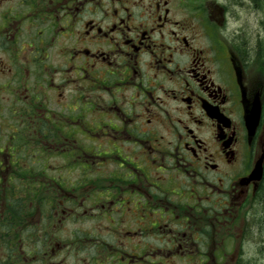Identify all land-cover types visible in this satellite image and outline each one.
I'll use <instances>...</instances> for the list:
<instances>
[{
  "label": "flooded vegetation",
  "instance_id": "flooded-vegetation-1",
  "mask_svg": "<svg viewBox=\"0 0 264 264\" xmlns=\"http://www.w3.org/2000/svg\"><path fill=\"white\" fill-rule=\"evenodd\" d=\"M238 5L0 0V264L264 261V42Z\"/></svg>",
  "mask_w": 264,
  "mask_h": 264
},
{
  "label": "rangeland",
  "instance_id": "rangeland-1",
  "mask_svg": "<svg viewBox=\"0 0 264 264\" xmlns=\"http://www.w3.org/2000/svg\"><path fill=\"white\" fill-rule=\"evenodd\" d=\"M259 1L260 7H256L252 0H242L241 6L234 7L237 17L233 18L232 27L245 20L244 26L247 28V25H249L250 30L254 32L252 40H262L264 42V0ZM261 264H264V261Z\"/></svg>",
  "mask_w": 264,
  "mask_h": 264
},
{
  "label": "water",
  "instance_id": "water-1",
  "mask_svg": "<svg viewBox=\"0 0 264 264\" xmlns=\"http://www.w3.org/2000/svg\"><path fill=\"white\" fill-rule=\"evenodd\" d=\"M262 163H263V160H261V162L258 164V166H257V170H258V173L260 174V175H262Z\"/></svg>",
  "mask_w": 264,
  "mask_h": 264
}]
</instances>
